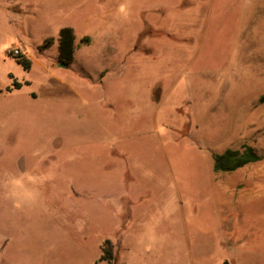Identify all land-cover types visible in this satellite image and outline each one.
Instances as JSON below:
<instances>
[{"label":"rangeland","instance_id":"374dc122","mask_svg":"<svg viewBox=\"0 0 264 264\" xmlns=\"http://www.w3.org/2000/svg\"><path fill=\"white\" fill-rule=\"evenodd\" d=\"M0 264H264V0H0Z\"/></svg>","mask_w":264,"mask_h":264},{"label":"trees","instance_id":"16d2710c","mask_svg":"<svg viewBox=\"0 0 264 264\" xmlns=\"http://www.w3.org/2000/svg\"><path fill=\"white\" fill-rule=\"evenodd\" d=\"M60 35L61 59L68 61L70 58L69 43L71 41V32L69 29L64 28L60 31ZM15 56L25 69L29 68L30 61L27 58L20 54ZM259 159V156H257L250 147L226 149L222 153L215 154L212 157V170L214 172L229 173L247 164L256 162ZM101 259H103V257ZM107 259L110 261V258Z\"/></svg>","mask_w":264,"mask_h":264},{"label":"water","instance_id":"95a60500","mask_svg":"<svg viewBox=\"0 0 264 264\" xmlns=\"http://www.w3.org/2000/svg\"><path fill=\"white\" fill-rule=\"evenodd\" d=\"M60 66H64L63 64H61Z\"/></svg>","mask_w":264,"mask_h":264}]
</instances>
